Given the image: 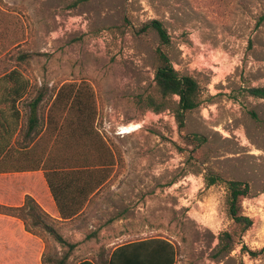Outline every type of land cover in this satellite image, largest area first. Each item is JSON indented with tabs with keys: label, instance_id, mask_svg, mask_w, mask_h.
Returning <instances> with one entry per match:
<instances>
[{
	"label": "rangeland",
	"instance_id": "1",
	"mask_svg": "<svg viewBox=\"0 0 264 264\" xmlns=\"http://www.w3.org/2000/svg\"><path fill=\"white\" fill-rule=\"evenodd\" d=\"M153 20L169 33L164 49L174 67L200 85L201 104L184 127L173 108L157 113L137 102L155 86L162 44L155 29L140 31ZM212 53L222 71L209 61ZM14 68L31 82L20 104L24 123L40 95L43 120L50 110L59 114L62 86L93 90L95 126L114 165L93 206L95 234L81 238L82 247L98 254L160 236L176 245V264H264V98L247 91L264 87V0H0V75ZM131 124L139 128L122 134ZM209 176L250 185L242 205L253 225L222 254L221 234L234 227L226 183L208 185ZM11 180L0 177V188L18 187ZM23 223L0 214V248L16 246L31 258L34 246L39 260L43 240ZM33 230L45 237L47 257L67 252Z\"/></svg>",
	"mask_w": 264,
	"mask_h": 264
},
{
	"label": "trees",
	"instance_id": "2",
	"mask_svg": "<svg viewBox=\"0 0 264 264\" xmlns=\"http://www.w3.org/2000/svg\"><path fill=\"white\" fill-rule=\"evenodd\" d=\"M149 29H155L158 32L162 44L157 49L159 65L156 69L153 91L140 94L137 102L157 113L173 108L180 126L184 127L186 114L201 104L200 85L194 76H181L174 67L164 49L170 44V36L163 23L153 20L145 24L140 31ZM30 88L29 78L17 68L0 76V173L42 168L61 214L65 217L75 215L81 211L89 197L105 185L110 177L111 167L114 165L113 152L95 126L97 110L93 90L88 84L79 87L74 84L62 86L55 101V105L60 104L62 108L59 114L58 110H50L46 117L47 127L43 134L45 121H41L39 116V104L43 96L40 95L31 101V114L24 139L29 141V144L35 143L28 151L31 161L30 164H14V167L10 169V166L6 165L9 157L18 147L25 146V143L20 142L19 139L23 130V110L20 104ZM247 91L252 96L264 98V87H251ZM174 96H179V100L171 104ZM52 131H57L54 139L52 136L49 137ZM42 143L46 145V152L44 155H39L36 147ZM55 151H65V153L82 151L85 155L73 157L63 152L64 155L56 156ZM74 159L78 160L75 164L59 163V161L66 162V160ZM55 160L57 163H52ZM73 166L83 168L67 171L68 175L63 181L56 179L57 175L54 173H58L57 170ZM90 166L94 168H86ZM78 172L85 175H75ZM219 181L226 183L227 210L234 227L232 231L227 230L221 234L219 248L222 254L235 248L236 237L244 235L252 227L253 219L244 213L242 205L243 200L250 194L249 183L209 176L208 185H214ZM70 193H76L72 196L73 203L63 200ZM78 195L82 197L79 199ZM74 196L77 198L74 199ZM0 213L20 218L27 232L38 235L30 226L29 220L33 219L34 224L42 225L60 243L67 245L71 250L75 247V244L69 243L47 223V220L51 218L50 215L30 195L26 196L24 205L21 207L0 205ZM69 255L70 252H67L62 258L48 259L62 262L66 261ZM177 255V247L171 240L155 236L114 245L110 250L99 252L95 260L97 264H176ZM79 264L95 263L93 260L86 259Z\"/></svg>",
	"mask_w": 264,
	"mask_h": 264
},
{
	"label": "crops",
	"instance_id": "3",
	"mask_svg": "<svg viewBox=\"0 0 264 264\" xmlns=\"http://www.w3.org/2000/svg\"><path fill=\"white\" fill-rule=\"evenodd\" d=\"M2 75H0V76H2ZM28 109H29V115H28L25 123L23 122V130H22L21 134L19 135L20 142H24L25 146L18 147L14 151V153L9 157V160L6 162V165H9L10 169L14 167L13 166L14 164H30V161H31V158L28 157V151H30V149L34 146L35 143L29 144V141L27 142L26 140H24L25 134H26L27 128H28V122H29L30 114H31L30 103H29ZM41 121H45L43 130H42V134H43L44 131L46 130V127H47L46 126L47 119L43 118V120H41ZM45 147H46L45 144L38 145L36 147L37 154L44 155L46 152ZM63 152L65 153V151H60V152L55 151L54 155H56V156L60 155L61 156V155H64ZM65 155H67V156L71 155L74 157L76 155L78 156V155H85V154L82 153V151L81 152L71 151L69 153H65ZM43 161H45V160H43ZM55 161L52 163L56 164L57 160H55ZM69 161H67V160H66V162L65 161H59V163H69ZM76 161H78V160H76V159L71 160V162L74 164L76 163ZM65 166H68V165H65ZM65 168H67V169H59L56 171L58 173H54V175H57L55 177L58 181H63V179L65 177H67V175H68L67 171L78 170L79 168H83V167L73 166V167H65ZM86 168H94V167L90 166V167H86ZM5 175H7V176H5ZM75 175H85V174L78 172ZM2 176L11 178L12 179L11 181L16 180L18 187L9 188L5 182L4 187L0 188V205L9 206V207H21L22 205H24L26 196L27 195L32 196L33 198H35V200L38 202V204L50 215L51 218L49 220H47V223L50 226H52L65 240H67L71 244H75V247L71 250L67 245L60 243L54 237V235L51 232H49L47 229L42 227V225H36V224H34V220L30 219L29 222L31 224L32 229L38 228L40 230H43L45 233H47V235L54 237V239L56 241L55 242L56 245L60 244L62 246L68 247L67 252H70L68 259L66 261H62V262H56V261H52V260L48 259L49 257H47V255H46L48 243L46 242V239H44L45 237H43L41 234H39L37 232L36 233L38 235H34L30 232H27L25 230V226H24L25 232H27L29 235H31V237L34 236V237L41 238L43 240V247H42V252L40 254L39 260L36 259V251L37 250L35 249L34 246H33V248H34L33 249V255H31V258H28V256H26L28 252L20 249L19 247H16V246H14V247L8 246L7 247L6 246L5 248H2V249L0 248V264H79L82 260H86V259L93 260L94 263L97 264L95 258L98 257V254H92L96 251H93L94 249L91 250L89 248V246H86L85 248L82 247V245H81L82 242L80 239L83 237H91V235L95 234L94 230H93L94 229V224H93L94 220L93 219L95 217L94 211H93V206L98 204L99 199H97L96 196L99 193L100 188L97 189L89 197V199L86 201L84 207L81 209V211H79V213L72 215V216L65 217L60 212L58 204H57V202H56V200H55V198L51 192L49 184L46 180L45 171L42 168L37 169V170H27V171H20V172L19 171L1 172L0 177H2ZM23 192H24V195L22 197L23 202H19ZM75 194L76 193H74V194L70 193L63 200L68 201L70 203H73L71 200L73 199L72 196ZM76 196H74V199ZM81 197L82 196L78 195L79 199ZM0 214L11 217V218H17L15 216L6 215L3 213H0ZM88 225L90 226L89 229L87 228ZM5 229L7 230L10 228L6 227ZM12 231L18 232L17 230H13V229H12ZM31 241H32L31 243H33L32 238H31ZM49 241L51 242L50 237H49ZM80 246H81V248H80ZM82 250H84L86 252L88 251L89 252L88 255H92V256H87V257H84L81 259H76L74 253H79ZM67 252H65L64 254H66ZM64 254H62L61 256H59L57 258H62L64 256Z\"/></svg>",
	"mask_w": 264,
	"mask_h": 264
},
{
	"label": "bare ground",
	"instance_id": "4",
	"mask_svg": "<svg viewBox=\"0 0 264 264\" xmlns=\"http://www.w3.org/2000/svg\"><path fill=\"white\" fill-rule=\"evenodd\" d=\"M209 61L213 62V63H220V67H219V70L222 71L224 68H225V64L223 63L221 57H219L218 55H215L214 53H212L210 56H209ZM220 73H223V72H220ZM137 125L135 124H131L129 126H125L122 128V131L121 133L122 134H128V133H131L133 132L134 130L137 129ZM139 128V127H138Z\"/></svg>",
	"mask_w": 264,
	"mask_h": 264
}]
</instances>
